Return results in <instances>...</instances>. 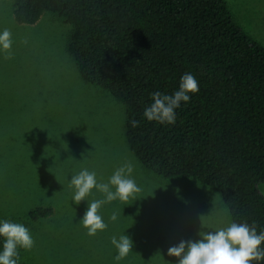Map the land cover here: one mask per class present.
<instances>
[{
	"label": "rangeland",
	"instance_id": "1",
	"mask_svg": "<svg viewBox=\"0 0 264 264\" xmlns=\"http://www.w3.org/2000/svg\"><path fill=\"white\" fill-rule=\"evenodd\" d=\"M224 1L264 47V0ZM13 6L0 0V33L9 29L13 40L10 59L0 49V222L25 225L35 240L30 251L18 247V264H176L170 247L227 227L231 216L218 191L194 179L159 177L132 154L125 106L86 82L67 52L71 26L50 13L20 25ZM127 162L141 191L102 205L98 214L107 228L89 236L80 221L89 203L105 195L94 188L76 204L71 177L88 169L108 183ZM259 189L264 195V184ZM36 209L51 214L33 219ZM121 235L132 239L133 249L117 262L111 238Z\"/></svg>",
	"mask_w": 264,
	"mask_h": 264
},
{
	"label": "trees",
	"instance_id": "2",
	"mask_svg": "<svg viewBox=\"0 0 264 264\" xmlns=\"http://www.w3.org/2000/svg\"><path fill=\"white\" fill-rule=\"evenodd\" d=\"M13 4L20 25L50 13L71 26L68 54L86 82L125 106L126 139L144 168L215 189L231 222H255L258 234L264 230V47L236 23L224 0ZM185 73L198 79L199 92L181 102L174 124L149 121L144 110L151 94L172 95ZM50 214L36 209L30 216ZM4 241L0 237V252Z\"/></svg>",
	"mask_w": 264,
	"mask_h": 264
},
{
	"label": "clouds",
	"instance_id": "3",
	"mask_svg": "<svg viewBox=\"0 0 264 264\" xmlns=\"http://www.w3.org/2000/svg\"><path fill=\"white\" fill-rule=\"evenodd\" d=\"M27 43V41H25ZM13 46L12 33L5 28L0 33V49L5 53V58H11ZM199 92V81L192 73H185L180 78L179 90L172 95H165L159 91L151 94L152 103L144 110V116L149 121L161 124H174L176 122V109L181 102H189L190 94ZM133 127L138 126L139 121L132 120ZM133 165L130 162L116 169L109 178L108 183L97 181L96 172L83 169L71 177L69 187H74L73 201L80 204L95 188L105 195L103 200H94L81 219L80 223L87 229L89 236H95L98 231L107 228L98 210L105 203H110L117 198L127 201L135 193L141 191L134 179L130 178ZM110 186L115 187V191ZM112 221L118 216L113 213ZM202 220V217H201ZM203 227V223H202ZM204 228V227H203ZM201 239L197 241H180L178 245L168 249V256L177 257L176 264H252L253 261L264 260V230L257 233V225L231 222L227 227H221L215 231H201ZM0 237H4L3 251L0 252V264H18L20 259L18 247L32 250L35 240L30 230L23 224L10 220L0 222ZM111 243L118 250L115 260L119 262L133 249V241L128 235L111 238ZM171 264V262H169Z\"/></svg>",
	"mask_w": 264,
	"mask_h": 264
}]
</instances>
